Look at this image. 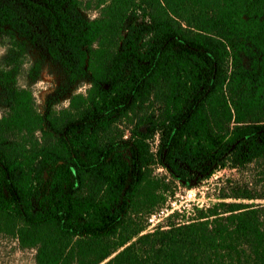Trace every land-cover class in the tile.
I'll return each mask as SVG.
<instances>
[{
    "label": "trees",
    "instance_id": "obj_1",
    "mask_svg": "<svg viewBox=\"0 0 264 264\" xmlns=\"http://www.w3.org/2000/svg\"><path fill=\"white\" fill-rule=\"evenodd\" d=\"M94 3L88 20L79 0H0V28L41 27L69 72L99 58L87 94L55 115L0 73V234L36 264H264V0ZM23 131L48 139L27 146ZM153 166L188 189L224 170L247 180L141 235L128 229Z\"/></svg>",
    "mask_w": 264,
    "mask_h": 264
},
{
    "label": "rangeland",
    "instance_id": "obj_2",
    "mask_svg": "<svg viewBox=\"0 0 264 264\" xmlns=\"http://www.w3.org/2000/svg\"><path fill=\"white\" fill-rule=\"evenodd\" d=\"M79 2L80 11L86 19L98 17L100 8H96L94 0ZM98 59V55L87 52L84 72L72 73L52 55L41 27L33 26L30 39L22 38L8 27L0 28V73L7 72L17 88L25 91L29 108L39 115L61 113L70 108L76 95L85 96L90 89L91 69ZM152 109L153 106L148 105L138 108L117 124L115 134L127 136L137 115H148ZM11 114L7 107L0 105V119L10 117ZM19 138L20 143L27 146L43 144L48 139L37 132L32 136L27 131H23ZM251 174L255 176V173ZM227 180L242 182L247 180V176L224 170L217 172L210 180L188 189L171 180L159 167H151L146 175L149 185L133 204L135 208L128 230L138 229L142 235L152 232L157 226H166L167 219L174 223L187 220L192 217L193 208L215 203L217 189ZM159 211V214L151 218ZM149 218L152 220L148 221ZM35 255L34 248H23L13 236L0 234V264H36Z\"/></svg>",
    "mask_w": 264,
    "mask_h": 264
},
{
    "label": "built area",
    "instance_id": "obj_3",
    "mask_svg": "<svg viewBox=\"0 0 264 264\" xmlns=\"http://www.w3.org/2000/svg\"><path fill=\"white\" fill-rule=\"evenodd\" d=\"M161 211H162V210H161ZM161 211H159L157 214H159ZM157 214H156V215H157ZM156 215H154V216H156ZM154 216H152L151 218H153ZM151 218H150L148 221H151V220H152Z\"/></svg>",
    "mask_w": 264,
    "mask_h": 264
}]
</instances>
